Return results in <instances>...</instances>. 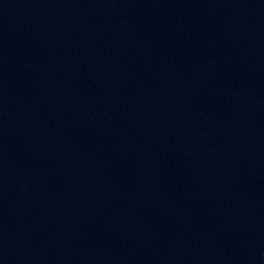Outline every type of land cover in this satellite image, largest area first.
I'll use <instances>...</instances> for the list:
<instances>
[{"label":"water","instance_id":"water-1","mask_svg":"<svg viewBox=\"0 0 264 264\" xmlns=\"http://www.w3.org/2000/svg\"><path fill=\"white\" fill-rule=\"evenodd\" d=\"M0 264H264V0H0Z\"/></svg>","mask_w":264,"mask_h":264}]
</instances>
